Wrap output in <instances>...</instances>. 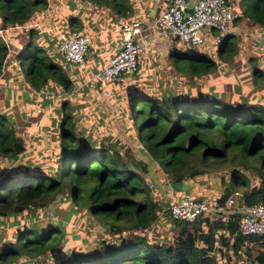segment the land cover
Masks as SVG:
<instances>
[{
  "label": "trees",
  "instance_id": "obj_1",
  "mask_svg": "<svg viewBox=\"0 0 264 264\" xmlns=\"http://www.w3.org/2000/svg\"><path fill=\"white\" fill-rule=\"evenodd\" d=\"M83 1L88 10L96 12L124 14L129 9L127 0ZM226 1L234 8V0ZM238 2L240 14H233L232 20L244 16L264 27V0ZM46 4V0H0V23L26 24L44 14ZM68 25L85 33L77 15L69 16ZM6 48L0 43V66ZM37 52L44 53L41 47L31 48L28 41L17 53L29 83L38 86L51 78L69 88L71 80L59 64L50 58L47 62L44 54ZM236 52L234 34L226 33L218 42L217 60L207 53L179 49H171L168 57L175 70L185 69L192 76H202L214 71L219 62L229 61ZM180 60L186 61L187 66L180 65ZM138 64L137 58V67L127 74L128 79L126 76L124 83L113 85L135 126L139 144L169 175V181L194 176L211 164L222 163L230 153L236 158L233 164L238 166L229 171V189L246 186L238 195L241 200L264 203V104L220 96L203 87L194 93L173 85L160 88L156 79L132 77ZM251 81L264 87V65L252 66ZM69 117L62 112L59 143L49 161L20 165L2 173L0 264H39L40 256L41 264H232L223 259L222 253L216 257L217 263L213 256L217 250L221 252L227 241L241 264H264V234H238L231 214L203 215L192 222L172 218V233L152 239V225L164 209L148 185L141 183L145 177L130 166L126 156L110 150L103 141L77 134ZM9 122L0 111V158L15 160L21 156L24 144ZM193 156L200 167L190 162ZM247 168L257 175L252 183L242 172ZM64 187L70 208L81 202L89 216L106 224L89 249L75 246L69 223L66 234L54 221H48L45 227L32 224L38 212ZM230 190L224 189L216 197L219 202ZM30 210L35 214L31 215ZM68 217L72 219L71 215ZM105 232L108 238L104 237Z\"/></svg>",
  "mask_w": 264,
  "mask_h": 264
},
{
  "label": "crops",
  "instance_id": "obj_2",
  "mask_svg": "<svg viewBox=\"0 0 264 264\" xmlns=\"http://www.w3.org/2000/svg\"><path fill=\"white\" fill-rule=\"evenodd\" d=\"M46 1V9L41 16L23 25L10 26L2 23L0 30L2 33L18 32L24 37L26 31L30 33L34 29L43 30L47 27L54 29L57 25L58 17L65 20L66 27L54 31L55 38L52 48L41 47V49L45 53H47L46 51L52 53L49 58L59 64L62 71L71 80V84L69 88L65 89L53 79L47 78L43 83L40 82L38 86H32L23 73V64L20 62L18 55L14 56L12 50L8 47L6 48L5 58L0 66V111L6 115L8 120L10 115L16 114V121L13 122V127L17 135L23 140L24 150L21 156L15 160L0 158L1 175L16 169L20 165L37 163L42 160L49 161L50 154L55 148L54 142L56 140L50 130V124L45 121L43 111H58L65 108L75 94H77V97H79L77 99L82 102L83 106L88 104L89 107L97 109L96 112L99 116L101 115L100 119H108L107 124L110 132L114 133L120 130V128L115 127V118H111L120 116L118 113L114 114L119 106L118 95L120 93L117 92V88L113 83H108V94L103 95L93 75L118 49L120 44L118 29L122 22H142L143 27L140 33L149 39L146 48L138 56V71L132 77L136 79H156L157 83L160 84H157L160 88H167V86L172 85L170 79H174L177 76L174 73L175 70L172 68L168 55L171 49H182L179 47L175 48L174 44L177 41L173 42L169 37L158 35L154 26L157 15L169 0H127L129 9L124 14L88 10L83 0ZM232 3L234 5L233 14L237 16L240 14L239 2L234 0ZM70 15L78 16L83 24L84 32L89 36L90 42L82 63L65 61L57 46L60 34H66L73 29H77L75 26L69 27L68 18ZM229 25L233 29L232 33L237 42V50L241 46V62L247 66L251 62L249 58L253 57L254 64L258 66V58L264 59V27L253 23L251 19L244 16L232 20ZM12 45L16 47V44L13 43ZM260 47L263 49L259 51ZM235 55L229 61L219 62L216 69L205 74V77H216L220 71H225L232 67ZM215 60H217V57ZM254 64L252 63V66ZM263 65L264 60L259 66L262 67ZM127 79L128 76L126 77ZM215 83L219 82L215 81ZM124 124L127 125L126 121H124ZM30 157H36L40 160L34 161L37 159H31ZM190 193L193 196L209 195L208 191L203 186H200V183L195 182L191 186ZM171 194L178 195L180 191H172ZM227 214H229L228 211Z\"/></svg>",
  "mask_w": 264,
  "mask_h": 264
},
{
  "label": "rangeland",
  "instance_id": "obj_3",
  "mask_svg": "<svg viewBox=\"0 0 264 264\" xmlns=\"http://www.w3.org/2000/svg\"><path fill=\"white\" fill-rule=\"evenodd\" d=\"M1 24L2 23H0V25ZM64 27H66L65 20H63L61 17H58L57 25L54 29L47 27L43 30L34 29L30 33L26 31L24 37H22L21 34H18V32L2 33L0 30V43H3L8 48H10L14 56H17V53L22 50L28 41H30L31 48L33 49L36 46L52 48L55 38L54 31ZM13 43L16 44V47H13ZM174 46L175 48L179 47L182 50L194 51L201 54L207 53L209 56L215 59L217 57L218 42L216 41H212L210 44L206 43L204 46H201L190 45L186 42L178 40ZM261 49L263 48L260 47L259 51ZM46 52L47 53L37 52V54H44L48 60L47 62H49L48 58L52 56V53H48V51ZM235 56L236 57L233 66L225 71H220L216 77H205V75L192 76L186 73L185 69L175 70L174 66L171 64L173 66L172 68L175 70L174 73L177 76L174 79L171 78L170 82L172 83L173 88L181 91L188 90L191 93H194L197 88L203 87L208 89V91H214L220 96L226 94V96L235 100H241L245 98L247 101H258L264 104V87L260 83L251 81V68L252 63H254V59H252L250 64L247 66L245 63L241 62V46H239ZM263 60V58L259 57L258 64L260 65ZM29 62L30 59L26 62L24 69L28 67ZM179 64H182L183 67L187 66V62L183 60H180ZM155 65L157 64L155 63ZM259 65L258 67H260ZM215 81L219 83L216 84ZM155 83L160 85L157 83V81ZM77 98H79L77 97V94L73 95L71 99L69 98V105L63 109H59L58 111H43L45 114V121L50 124V130L53 132L56 140L54 142V147H56V145L59 143V129L62 123L60 120L62 111H64L70 114L69 119L73 123V128L77 134H87L90 138H94V140L103 141L110 150L120 153L122 157L128 156L125 158L127 159L130 166H132L135 170L140 172L142 176L145 177L141 183H146L148 185L150 192L153 193L155 199L159 202V205L164 209V212L160 214L159 217H157V221L153 223L152 226L154 229L150 237L157 240L160 239L162 235H170L172 233L171 229H174V223L166 208L168 196H170L172 192L168 185L170 182L168 178L169 175L166 173L165 175L164 172L159 169L155 161L150 157L147 151L143 150L142 146L139 144L135 126L132 124L129 116L124 112L125 110H123V108L126 106L122 107L121 103L119 102V106L117 107L114 114L118 113L120 116L111 117L115 118V127L120 128V130H117V132L112 133L108 129V119L106 117V119H100L99 117L101 115L99 116V114L96 112L97 109L89 107L88 104L83 106L82 102ZM9 118V124L13 126V122L16 121V114L10 115ZM65 121L67 124H69L68 119H65ZM124 121H126L128 126L124 124ZM103 122H105V124H103ZM123 129H125V131H123ZM128 151L130 152L128 153ZM30 158L32 159L36 157ZM36 159L37 160L34 161L40 160L38 158ZM235 159L236 158H233L230 153H227V157L222 161V163L211 164L204 168L202 172L194 176L184 178H190L192 186L193 182L200 183V186H203L204 189L208 191L209 195L207 196L218 197L224 189L230 190L228 175L232 167L238 166L233 164ZM190 162L194 167H200L195 156L191 158ZM242 172L247 176L249 183H252L253 180L257 178L255 172L249 168L243 169ZM49 173H53V171L49 169ZM245 188L246 186H236L230 190L231 192L229 194L233 192L241 193V190ZM66 193V187L62 188V190L55 195V198L50 201L43 210L39 211L40 213L38 212L39 216H36L32 224L45 227L48 221H54L60 224L64 234H66L67 224L69 223L71 224L70 234H72L70 236L75 242V246L89 249L100 237L98 234L103 233L106 224L100 222L94 217L89 216V213L87 210H85L81 202L72 205L70 208L67 203L68 199L66 197ZM30 212L31 215L35 214L32 212V210H30ZM68 215H71L72 219L68 217ZM104 234V237L108 238V233L105 232ZM165 239H168V237ZM62 242L63 241H60V244H62ZM220 244L221 243H219V245ZM224 246L222 245L223 248L221 252H218L219 250H217L213 255L215 263H217L219 259L216 257L222 253L224 255L223 259H225L228 263L241 264L240 257L236 256V254L231 249H229L230 244L228 241L224 244ZM41 259L42 258L40 256L39 264L42 263ZM11 264L15 263L13 262Z\"/></svg>",
  "mask_w": 264,
  "mask_h": 264
},
{
  "label": "built area",
  "instance_id": "obj_4",
  "mask_svg": "<svg viewBox=\"0 0 264 264\" xmlns=\"http://www.w3.org/2000/svg\"><path fill=\"white\" fill-rule=\"evenodd\" d=\"M233 8L226 0H169L157 15L154 26L158 35L190 45L219 42L226 33H232L229 25ZM143 23L125 21L119 26V47L98 69L93 78L101 93L108 94V83H124L127 74L137 67V58L146 48L149 39L142 35ZM89 36L78 29L60 34L58 49L63 59L70 63H82L89 45ZM15 62V61H13ZM2 175L0 174V180ZM233 192L219 202L216 197L193 196L189 192L171 194L167 201L170 217L177 221L192 222L198 217L215 216L218 213L233 215L240 235L264 234V203H245Z\"/></svg>",
  "mask_w": 264,
  "mask_h": 264
},
{
  "label": "water",
  "instance_id": "obj_5",
  "mask_svg": "<svg viewBox=\"0 0 264 264\" xmlns=\"http://www.w3.org/2000/svg\"><path fill=\"white\" fill-rule=\"evenodd\" d=\"M168 185L172 191L190 192L192 183L190 178H182L177 181H170Z\"/></svg>",
  "mask_w": 264,
  "mask_h": 264
},
{
  "label": "clouds",
  "instance_id": "obj_6",
  "mask_svg": "<svg viewBox=\"0 0 264 264\" xmlns=\"http://www.w3.org/2000/svg\"><path fill=\"white\" fill-rule=\"evenodd\" d=\"M180 193H182V192H180ZM190 193V192H189ZM229 195V194H228ZM203 196V195H202ZM207 196V195H206ZM169 197V196H168Z\"/></svg>",
  "mask_w": 264,
  "mask_h": 264
}]
</instances>
